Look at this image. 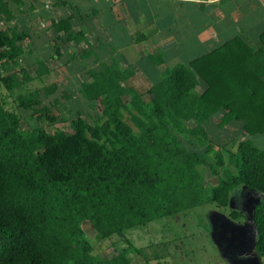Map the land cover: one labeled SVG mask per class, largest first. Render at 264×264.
<instances>
[{"label":"trees","instance_id":"trees-1","mask_svg":"<svg viewBox=\"0 0 264 264\" xmlns=\"http://www.w3.org/2000/svg\"><path fill=\"white\" fill-rule=\"evenodd\" d=\"M13 18L9 1L0 0V62L19 60L30 36ZM50 27L65 34L60 39L83 42L82 59L95 54L72 15L53 19ZM254 55L236 37L189 64L166 68L146 92L132 83L135 69L102 61L79 85L100 115L90 121L78 114L71 131L49 132L37 119L24 130V117L5 110L0 97V264H133L127 252L95 254L83 223L107 238L208 202L226 206L242 185L261 194L253 219L255 249L264 257V149L253 139L264 133V54L259 69L250 62ZM49 72L40 59L36 76ZM33 78L22 68L1 75L0 86L39 116L50 109L42 91H22ZM200 83H206L201 92ZM216 116L221 127L241 121L242 139L230 147L215 143L207 124ZM186 132L205 140L202 153L185 143ZM202 164L216 178L210 194ZM231 215L239 219L244 211Z\"/></svg>","mask_w":264,"mask_h":264},{"label":"rangeland","instance_id":"rangeland-1","mask_svg":"<svg viewBox=\"0 0 264 264\" xmlns=\"http://www.w3.org/2000/svg\"><path fill=\"white\" fill-rule=\"evenodd\" d=\"M67 11L72 12L71 9ZM29 24L25 22L23 26ZM36 27L32 28L30 36L23 42L26 51L24 56L9 63L0 62V76L27 69L34 78L22 91L40 89L43 104L50 109L38 116L31 110L17 106L14 96L2 84L0 97L5 101L4 109L24 117L21 126L24 130L30 129L38 121L49 132L57 128L71 131L72 120L78 114H83L90 121L97 119L100 115L98 106L89 104L80 93L79 85L89 78L87 69L98 64L94 60L82 59L81 44L60 39L61 34L51 29L48 23ZM40 59L50 68V72L42 78L36 76ZM53 86L57 88L48 93L46 87ZM139 88L143 92L148 89ZM144 97L150 99L148 93ZM218 118L213 117L207 124L210 138L215 143H228L230 147L242 139L241 121L221 127ZM183 136L191 149L203 152L205 140H197L188 132L183 133ZM258 137L257 145L264 149V135ZM200 170L202 181L210 194L216 178L208 165L202 164ZM260 199L259 192L242 185L232 190L226 206L208 202L107 238L100 236L89 221H85L83 227L95 254L111 258L127 252L133 264H264V257L258 255L255 249L258 233L252 219L255 205ZM234 210H243V217L232 218Z\"/></svg>","mask_w":264,"mask_h":264},{"label":"crops","instance_id":"crops-1","mask_svg":"<svg viewBox=\"0 0 264 264\" xmlns=\"http://www.w3.org/2000/svg\"><path fill=\"white\" fill-rule=\"evenodd\" d=\"M8 1L14 12L11 23L29 33L36 25L50 27L53 19L72 15L74 29L86 32L95 51L87 60L98 65L89 68L116 59L122 68L136 70L132 83L137 87L152 86L166 68L189 64L236 37L253 47L250 62L256 69L261 67L264 0ZM25 22L32 26H23ZM205 85L200 83L198 91ZM259 135L253 136L256 144Z\"/></svg>","mask_w":264,"mask_h":264},{"label":"water","instance_id":"water-1","mask_svg":"<svg viewBox=\"0 0 264 264\" xmlns=\"http://www.w3.org/2000/svg\"><path fill=\"white\" fill-rule=\"evenodd\" d=\"M254 205H255V203H254ZM252 219H253V215H252ZM254 220V219H253Z\"/></svg>","mask_w":264,"mask_h":264}]
</instances>
